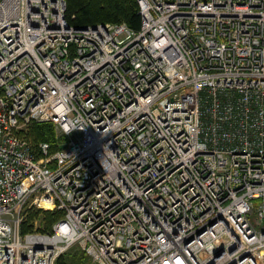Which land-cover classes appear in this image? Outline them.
<instances>
[{"label":"built area","instance_id":"1","mask_svg":"<svg viewBox=\"0 0 264 264\" xmlns=\"http://www.w3.org/2000/svg\"><path fill=\"white\" fill-rule=\"evenodd\" d=\"M138 3L136 30L0 0V264H264V0Z\"/></svg>","mask_w":264,"mask_h":264},{"label":"trees","instance_id":"2","mask_svg":"<svg viewBox=\"0 0 264 264\" xmlns=\"http://www.w3.org/2000/svg\"><path fill=\"white\" fill-rule=\"evenodd\" d=\"M66 2V17L69 23L75 27L95 26L108 22H125L131 28L137 30L140 29L142 24L138 0H66ZM23 135L35 148L42 141L49 142L52 153L58 150L61 142L66 139L63 135H58L53 122H33ZM63 216V211L58 209L28 208L22 223V231L24 233L34 231L35 221L40 219V227L35 230L52 232L54 224ZM70 250L61 254L56 264H84L87 262L89 256L85 251L79 248Z\"/></svg>","mask_w":264,"mask_h":264},{"label":"rangeland","instance_id":"3","mask_svg":"<svg viewBox=\"0 0 264 264\" xmlns=\"http://www.w3.org/2000/svg\"><path fill=\"white\" fill-rule=\"evenodd\" d=\"M56 129H57V133H58V135H62L61 131L58 130L57 127H56ZM65 140H66V139H65ZM32 207H39V206H37V205H33V206H31L30 208H32ZM30 208H29V209H30ZM39 208H43V207H39ZM43 209H45V208H43ZM48 210H53V209L48 208ZM40 224H41V220H40V219H37V220L35 221L34 230L37 229L38 227H40ZM77 248L83 250L79 244H75V245H73L70 249H73V250H74V249H77ZM70 249H69V250H70ZM70 251H71V250H70ZM83 251H84V250H83ZM87 258H88V259H87V262L84 263V264H98L97 262L92 261V259H90L89 257H87ZM81 264H82V263H81Z\"/></svg>","mask_w":264,"mask_h":264}]
</instances>
